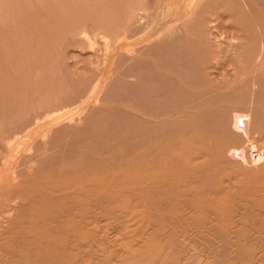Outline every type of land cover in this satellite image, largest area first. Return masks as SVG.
I'll return each mask as SVG.
<instances>
[{"label":"bare ground","instance_id":"bare-ground-1","mask_svg":"<svg viewBox=\"0 0 264 264\" xmlns=\"http://www.w3.org/2000/svg\"><path fill=\"white\" fill-rule=\"evenodd\" d=\"M137 1H131L130 11L136 10V4L139 8ZM148 2L139 8L140 13H130L121 33L120 23L107 27L117 33L112 41L82 30L81 36L93 35L103 41L102 62L106 69L115 52L139 56L135 59L138 69L124 70L129 73L127 78L139 82L132 84V89L115 85L108 99L115 112L110 111L114 107H109V112L118 117L104 119V109L96 112L90 107L88 115L92 111L91 115H99L100 120L91 124L94 129L88 131V136L81 135L84 139L76 144L79 149L68 153L59 140L72 135L74 126L72 134L64 135L67 128L57 130L59 139L52 146L62 145L61 150L67 153L57 150L59 162L47 168L35 165L29 180L15 183L11 208L1 220L0 250L6 259L0 258V264H264V171L255 173L246 167L254 154L264 156V0H158L151 29L166 25L154 34L147 31L150 36L142 29L143 36L132 41V27L135 22L143 23ZM206 3H210L207 9L213 4L223 8L227 22L238 27L239 41L222 34L208 41L202 33L206 31L197 24L199 31L195 32L194 25L192 28L199 35L187 40L186 30ZM108 4L120 10V18L126 15L127 8L120 0H61L55 8L66 16L78 12L87 16V8L102 24L111 13L115 14L113 9H106ZM164 14L170 20L165 18L168 21L163 23ZM176 22L187 37L183 51L179 43L174 44L180 53L177 70L170 72L168 64L159 69L144 65L147 61H142L143 54H157L166 60L157 49L180 38L167 33L178 26ZM69 32L74 34V29ZM211 40H229L231 46L249 49L241 50L236 58L246 66L231 71L216 66L213 74L222 78L217 80L219 83L207 74L210 68L203 59L202 49L211 46ZM170 45L174 46L172 41ZM105 80L102 76L87 92L89 102H101ZM158 87L162 88L160 92ZM79 96L84 97L82 93ZM155 96H160V105ZM82 108L72 111L77 116L71 121L83 122L82 115L87 113ZM60 120L56 117L53 124ZM46 130L44 127L33 132L35 136L42 134L44 146L49 136ZM5 170L0 176L6 175ZM26 221L28 226L23 225Z\"/></svg>","mask_w":264,"mask_h":264},{"label":"rangeland","instance_id":"rangeland-1","mask_svg":"<svg viewBox=\"0 0 264 264\" xmlns=\"http://www.w3.org/2000/svg\"><path fill=\"white\" fill-rule=\"evenodd\" d=\"M58 1H61V0H0V99H1V102H0V149H1L0 150V165H1L0 172H4L5 169H6L5 170L6 172L8 169L10 173V175H8L7 174L8 171H7L6 175L2 174L3 176L2 175L0 176V234H1V230H3V228L1 227L2 225L1 220L5 219V216L8 215L9 213L8 211L11 208V206L9 207V205L12 204L10 196L11 195L13 196L14 190L17 189V187L15 186L16 185L15 183L19 185V183L20 184L25 183L27 180H29L30 179L29 176L31 175V173L35 171L36 166L37 167L42 166V167L47 168L48 166L50 167L51 164H55L59 162L60 161V158H59L60 151L69 153L70 151L77 149L78 145L76 144H78L81 141V138H82L81 135L84 138L86 137L84 136V134L88 136L91 133V132L88 133V131H93L92 130L93 126H91V124L94 125V122L96 123L100 120L99 115L98 116L91 115L94 113V112L92 113V111L88 115V112L92 110V108L95 109V111L96 109L97 111L99 110L102 111V109H104L103 110L105 111L104 116L106 118L103 115H100V117L103 116L104 119H107V116H108L110 119V116L112 115H110L111 113L109 112V110L114 107L113 110H110V111L115 112V106H111L112 104H109L108 99L111 98V95H112L111 93H113V90L114 91L116 90L115 85L118 87L120 83L119 86H123V87L128 86L130 89H132V87L130 86H133L134 84L136 85L139 82L136 79L127 78L129 77L128 76L129 73L126 72L127 69L129 71L130 69H133L135 67H137L135 69L139 68L138 67L139 63L135 64V61L137 60L139 56L131 55L130 57H128L127 55L125 56L123 53H121V51L115 52L111 56V59L109 60V63L106 69V67L104 66V62H102L103 57H104L102 55L103 41L100 40L99 38L94 39L92 37L93 35L88 36L89 38V41H88V38L81 36V32L83 29H85L88 31L89 34H92V33L98 34L99 37L104 35L110 41H112L114 37H117L116 36L117 33L115 32L112 33V31H110L107 27H110V26L116 27V25H119L120 23L121 25L119 26L118 32L120 31L119 33H121L124 30L122 26L126 28L125 26H127V22L130 20V16H129L130 13L131 14L132 12L140 13V9L145 5L146 0H139L140 9L138 8L136 4V2L138 3V1L136 0L135 2L136 6L133 7V9H135L136 7L135 11H130L129 9L132 0H120L121 3L125 6V8H127V11H125L126 15L123 16L122 18H120V15H119L120 10L118 12L117 9H114L109 4L106 5L107 6L106 9L107 10L113 9L115 11V14L111 13V11H108L109 13H111V16L108 18V20H106L102 24L101 22H96L99 20L93 18V16L91 15L92 11L87 8L84 9V13H86L87 16L85 15L81 16L80 12L76 13L73 16H66V15L60 14L61 11H58L55 8V5L58 3ZM148 1H149L148 2L149 7H148V11L145 12V18L142 19L143 23L140 24V22L139 23L135 22L136 24H138V26L136 25L135 27L136 29H134V25H135L134 23L132 27L133 29L131 33L132 35H134V38L131 39L132 41L143 36L144 31L141 32L142 29L146 30L145 31L146 33L148 31L150 32V34H154V33H157V31H159L158 29L163 28L166 25V24H162L161 25L162 27L151 29L152 27L151 23H152V20L155 18L158 0H155V1L148 0ZM210 3H206V6L205 4H203V7L200 10V14H197L199 15V17L197 16L196 18L194 17L193 19V21L197 20V18L199 20L196 22L192 21V25L190 29L186 30L185 35L188 33V35H186L188 39L187 37H185L184 31L179 27L178 22L175 23L176 25H178L176 26L177 30L175 28L174 29L175 31L173 30V31L167 32L168 34L170 33V35H173V36L175 35L177 37L180 36V38L183 36L181 39L175 36V38H177L178 40H175V39H174L175 41L173 39L171 40L173 45L175 44L177 46L178 43L180 44L181 51H183L184 49L183 45H185L186 39L189 40L190 37L196 36V34L199 35V33H194V30H193V28H196L195 29V32H196V30L199 29L197 25L198 26L200 25V28L202 27V30L206 31V32L204 31L202 32L206 40H208V38L210 39L213 37H217L218 34H222L224 37L227 36L228 38H230L232 36L236 41L237 39L239 41L241 34L237 32L238 27L230 25V23L227 22L228 16L224 13L225 11L223 10L222 7L215 6L216 7L215 9V7L213 6L214 4H213L211 8L214 7L216 12L214 9H211L210 7L208 8L209 9L208 10L207 6H209ZM218 11L220 13V14L218 13L220 16H218L217 14ZM55 13L59 16L55 15ZM165 16L167 15L166 14L163 15L164 20L162 18L163 23L165 21L170 20V18L168 19V16L167 17ZM165 18H167L168 20H165ZM200 20L201 22L203 21L202 24H200L201 23ZM149 22L151 25L149 24ZM172 24L173 22L170 25ZM193 25L195 27H193ZM139 26H140V29H139ZM145 27H147V29ZM179 28L181 30H178ZM70 29L72 30L74 29V34H71L69 32ZM106 29H108L110 32ZM191 29H192V32H191ZM75 30H76V33H75ZM224 31H226L227 34L223 33ZM139 32H141V34H139ZM179 33H182L181 34L182 36ZM147 34L150 36L149 33ZM171 41L170 42L166 41L168 43L167 46L165 45L163 47L162 45L161 47L159 46V48L157 49V51H162L165 54L166 60H163V58L156 56L157 54L151 57H148V54H147V57H145L146 54H143V57H141V59H143L142 61L144 60L147 61L144 65L150 66V68H153V69L155 68L159 69L160 66L162 65L164 66L165 64H168L167 67L171 68L170 72L172 70V73H173L174 70H177V61H179L178 54L180 53H179L178 47L176 48V46L174 45L173 47L175 48H173L172 45H170ZM173 41L176 43H174ZM211 41H212V45L211 46L207 45L206 47L202 49V51L206 57V59L205 57L203 59L207 63V67L210 68L206 72L207 74L209 73V75H211V78L213 80L217 81V80H220L221 78L220 76H218L217 78L213 74L214 72L217 71V68L218 69L225 68L228 70L230 69L231 71L234 68L244 67V65L246 66V64L242 65L243 63L239 62V59H236V58H238L239 56L238 53H240L241 50L247 51L249 49L237 48L235 45L231 46V44H228L229 40H228V43H225V42L223 43V41L222 42H215L213 40ZM166 42L163 41L162 44L164 43L167 44ZM209 43L211 44V42ZM156 48L154 49L156 50ZM164 48L166 49L164 50ZM252 51L258 52V50L256 49ZM211 53L214 54L213 58H211L212 57ZM120 56L123 57L124 60L122 58V61H120L121 60ZM209 56H210V59H209ZM256 57H257V54L253 56L254 60L256 59ZM221 59L223 62L220 61ZM127 60L130 61L131 63H129ZM123 61H125L126 64L123 63ZM249 66L252 67L253 64H248L247 67ZM124 74H126L127 76ZM102 76L105 77L106 79L105 81L107 82L105 83L106 85L105 84L103 85L104 90L102 87V91H104L102 92L103 95L101 94L102 97L101 95L99 96L101 97V102L100 101L98 102L99 99L97 100V102L95 101L89 102L87 100L89 96L88 93L93 90L97 82L99 83V81L102 79ZM124 76L126 77L124 78ZM80 89L81 90L86 89L85 90L86 93L84 92V90L80 91ZM161 90H162L161 87L157 88V92H160ZM2 91H3V95L1 94ZM79 92H81L82 95H84V97L86 98H84L83 96L80 98L79 95H81V93ZM74 93L75 95H73ZM153 99H155L157 103L160 105L161 103L160 96L159 97L155 96ZM125 100L127 101L128 99H126L125 97ZM77 101L78 102L80 101V102L76 103ZM70 102L74 106H71ZM68 103L70 104L69 107H68ZM78 106L83 107L82 109L84 110L83 111L84 114L87 113V116L86 114L82 115V117H84L83 118L84 123L82 121H76V120L74 122V119L73 121H71L72 118H75L77 116V115H73L72 111ZM107 111L109 115H107ZM115 116L113 115L112 118H114ZM120 116L121 117L123 116V118L124 116L126 117V115H120ZM131 116L134 117L138 115H131ZM139 116L147 120L150 119V117L145 116V115H139ZM46 117H49V118H46ZM56 117H59L61 120L53 124V120ZM116 117H118V115ZM44 118L46 119L44 120ZM96 119L97 121H95ZM34 123H37V125ZM68 123L70 124V126H68ZM71 126L72 127L74 126L73 128H75V132L72 131L74 129L71 128ZM85 126L86 127L88 126V128L85 129L86 128ZM44 127L47 129L46 130L47 133H49V136L46 139L47 142L45 146L42 142V134H40L41 136L39 134H37L36 136L33 135V132L36 129H42ZM82 127L84 128L83 130L84 132L82 131L83 129ZM29 128H31L30 131H29ZM63 128L68 129V130L64 129V132H65L64 135H66L68 132L70 134H72L73 132V134L69 136H63L61 140L59 139L57 133H56L57 134L56 136L55 132L59 129L63 130ZM27 133H30L29 139H26ZM93 133L94 132H92V134ZM95 134L96 133L93 134V137H96ZM54 136L58 138L55 139ZM66 138H67V141H66ZM52 139H54V141H51ZM58 139L63 142V144L61 143L63 146L65 144L64 148H67L66 151L67 150L69 151L66 152L64 148H62L63 150H61L62 145L60 147L59 144L57 145L59 146L58 148H56V144H54L55 145L54 147L52 146L53 143H56L55 140H58ZM26 140L27 142L30 141L29 144H27ZM75 141H77V143ZM16 144L18 145L17 146L18 148L15 149L16 151L15 150L12 151V148L16 147ZM69 145L70 146L72 145V147L70 148L67 147ZM18 150L19 151L21 150V153H19ZM57 150L59 152H57ZM11 152H12V155L10 154ZM14 152H15V155H14ZM16 153L17 154L19 153V154L16 155ZM9 154L11 156H9ZM257 156H258L257 154H254L253 157L251 158L252 160L251 159L249 160L250 164L248 163L246 165V167H250L249 169L255 173H258L259 170H260L259 172L264 171L263 169L264 156L262 154L261 156L260 155L258 157ZM4 159L5 160L7 159V160L5 161ZM33 159L34 161H32ZM9 161L11 162L10 163L11 166L8 165ZM36 162L40 163V165H37ZM41 162L43 163L41 164ZM27 173H29L28 176H27ZM22 179H24L25 182L24 181L21 182ZM13 183L15 187L13 186ZM5 212L7 213L4 216L3 213ZM25 223H23V225L28 226V222L26 224ZM4 254L5 253L3 252V250H0V258L1 259L3 258V260L6 255ZM16 260L18 261L19 259H16Z\"/></svg>","mask_w":264,"mask_h":264}]
</instances>
